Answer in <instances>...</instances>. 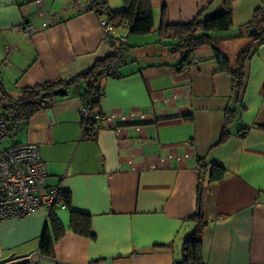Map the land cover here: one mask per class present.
Here are the masks:
<instances>
[{
  "label": "crops",
  "instance_id": "0c3cea01",
  "mask_svg": "<svg viewBox=\"0 0 264 264\" xmlns=\"http://www.w3.org/2000/svg\"><path fill=\"white\" fill-rule=\"evenodd\" d=\"M123 9L121 0H106ZM154 19L146 35H130L118 75L101 80L104 114L94 139L82 138L83 85L38 110L11 142L36 144L46 186L69 194V207L91 217L94 238L74 233L68 207L55 214L64 227L51 256L39 254L48 221L41 207L0 222V264H174L195 222L198 160L205 168L200 209L204 264H264V45L249 63L240 113L226 125L231 77L202 47L177 70L179 55L167 25L206 19L224 11V0H150ZM261 0H234L232 27L217 47L235 62L248 44L253 11ZM88 0H0V80L14 99L22 88L70 80L112 53ZM47 21H50L47 23ZM29 24L33 31L23 32ZM241 35L236 38L238 33ZM224 177L209 181L210 164Z\"/></svg>",
  "mask_w": 264,
  "mask_h": 264
},
{
  "label": "trees",
  "instance_id": "16d2710c",
  "mask_svg": "<svg viewBox=\"0 0 264 264\" xmlns=\"http://www.w3.org/2000/svg\"><path fill=\"white\" fill-rule=\"evenodd\" d=\"M234 0H224V11L216 16L201 19L196 18L189 23H179L167 25L161 23L158 33L160 39H164L168 32L174 34L176 43L170 45L169 50L179 55L177 70L183 71L193 60L194 54L202 47L212 49L218 69L227 73L231 77L232 97L231 104L225 113V127L219 137V142L226 139L229 132L226 125L237 117L242 106V99L247 87L249 63L256 54L259 47L264 45V0H261L259 7L254 9L251 20L245 25L248 29V44L236 54L235 62L230 59L217 47L218 42L222 40V33L229 31L232 27V3ZM123 9L113 12L109 9L106 0H88V9L94 11L97 16L105 17L108 22L116 27L123 26L127 22L130 35H146L154 27L153 13L150 0H121ZM254 28L253 32H250ZM241 35L239 32L236 36ZM113 55L107 56L95 62V64L80 72L70 80L49 81L38 84L33 87L22 88L20 97L14 99L7 94L0 80V113L5 117L8 128V137H14L17 130L27 125L35 112L43 108L54 106L58 98L62 96H53L52 91L59 87H64L67 91L77 85L84 86L82 98L86 99L89 106L90 115L88 118L81 119L82 138L94 139L101 129V122L92 119L94 114H102L99 110V103L102 97V87L100 79L107 73L113 63ZM123 62V60H122ZM107 73L108 77L117 76ZM45 94L43 99L41 95ZM208 164L203 160H198V181H197V210L191 216L195 222L194 228L184 238L182 243L183 264H204L201 256L200 234L204 226L202 211L200 209L201 184L205 168ZM209 181L215 182L221 180L225 175L223 166L217 163L210 164ZM69 194L60 190L56 205L63 204L69 210V226L71 230L79 235L94 238L91 230V217L88 214L72 210L69 207ZM55 206L48 211V221L40 237L39 254L42 256H51L53 253V244L64 232V227L55 214Z\"/></svg>",
  "mask_w": 264,
  "mask_h": 264
},
{
  "label": "built area",
  "instance_id": "2783aa9c",
  "mask_svg": "<svg viewBox=\"0 0 264 264\" xmlns=\"http://www.w3.org/2000/svg\"><path fill=\"white\" fill-rule=\"evenodd\" d=\"M40 2V0H36ZM50 21H47L49 23ZM105 39L110 43L114 60L107 73L118 72L122 60L128 49L127 35L116 34L105 17L100 20ZM123 26H128L123 22ZM25 34H30L33 29L29 24L22 26ZM105 73L101 80L107 76ZM103 95V90L101 91ZM86 99H83L80 109L81 119L90 115ZM104 114H94L92 119L102 122ZM8 128L5 117L0 113V222L23 218L33 213L38 208L44 207L50 211L56 205L60 193L59 186H46V167L42 160L38 146L32 143H9L3 146L8 139ZM63 205V204H60Z\"/></svg>",
  "mask_w": 264,
  "mask_h": 264
},
{
  "label": "water",
  "instance_id": "95a60500",
  "mask_svg": "<svg viewBox=\"0 0 264 264\" xmlns=\"http://www.w3.org/2000/svg\"><path fill=\"white\" fill-rule=\"evenodd\" d=\"M254 28L250 30V32H253ZM53 96H65L67 94V90L64 87L56 88L52 91ZM45 97V94H42L40 99H43ZM174 264H183L182 260L179 259L175 261Z\"/></svg>",
  "mask_w": 264,
  "mask_h": 264
},
{
  "label": "rangeland",
  "instance_id": "374dc122",
  "mask_svg": "<svg viewBox=\"0 0 264 264\" xmlns=\"http://www.w3.org/2000/svg\"><path fill=\"white\" fill-rule=\"evenodd\" d=\"M9 143H13L11 142V139L8 138L4 143H3V146H7Z\"/></svg>",
  "mask_w": 264,
  "mask_h": 264
}]
</instances>
